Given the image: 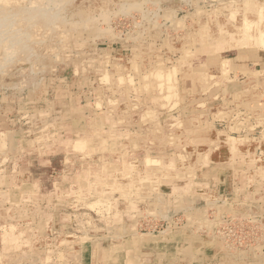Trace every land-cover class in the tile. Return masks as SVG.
<instances>
[{
  "label": "rangeland",
  "instance_id": "374dc122",
  "mask_svg": "<svg viewBox=\"0 0 264 264\" xmlns=\"http://www.w3.org/2000/svg\"><path fill=\"white\" fill-rule=\"evenodd\" d=\"M236 9L243 12L238 0L0 1V264H36L35 254L77 243L65 230L88 246L98 237L122 243L132 237L126 225L166 238L163 254L191 236L216 255L212 264H264V172L255 167L264 158L239 150L264 149V72L247 64L248 73L196 91L185 84L165 92L154 77L174 70L185 79L205 65L207 33L212 54L228 59L241 45ZM143 77L157 104L131 90ZM208 144L231 150L233 162L245 163L242 184L251 176L253 185L239 186L242 171H209ZM193 178L209 184L198 194L218 197L190 208L160 187ZM228 178L233 188L222 185ZM108 206L122 216L114 231ZM51 207L63 238L31 225L41 221L43 231Z\"/></svg>",
  "mask_w": 264,
  "mask_h": 264
},
{
  "label": "crops",
  "instance_id": "0c3cea01",
  "mask_svg": "<svg viewBox=\"0 0 264 264\" xmlns=\"http://www.w3.org/2000/svg\"><path fill=\"white\" fill-rule=\"evenodd\" d=\"M261 0H238V6L239 8L242 9V13L240 11H233L232 15L233 18L236 17V14H241L243 16L242 20V25L238 26L237 23L235 26L238 28V34L239 37L237 36V40L239 41L241 45L238 46L237 50H232L233 54L228 57V59H224V62L218 59V57L214 56L212 54L211 50V45L212 44V37L208 35H205L206 39V44H203L205 42L202 41V49L205 50V54L207 55V62L205 65L201 66L199 69H191V71L186 73L185 79L181 77H176L174 70H170L169 72H159L155 73L154 77L155 79L159 80L158 84L161 83V86L165 92H169V89H175L176 86L177 88L180 87L181 85L189 86V88L194 89L195 91L206 85L208 87H211L212 79H218L224 77L226 78H231L232 75H239L248 73L246 71L248 65H252L251 68H255L256 72H259L261 69L264 72V8L261 6ZM237 10V9H236ZM255 11L254 14H251L249 12ZM248 12V13H247ZM262 12V14H261ZM237 20V19H236ZM257 24V25H256ZM242 26V27H241ZM253 32V33H251ZM206 34V33H205ZM245 34V35H244ZM248 35V42L251 43H246V36ZM209 36V37H208ZM211 37V39H210ZM249 37H253L254 40L249 41ZM203 38V37H202ZM204 39V38H203ZM208 39L210 41H208ZM246 41V42H245ZM243 42V44H242ZM210 59V62H208ZM189 60V59H188ZM187 60V62H188ZM211 63L214 64L213 69L216 71L213 73V69H211ZM217 63V65H216ZM253 63V64H252ZM190 64V62H189ZM247 66V67H246ZM217 67V68H215ZM260 68V69H259ZM194 70V71H193ZM161 73V74H160ZM181 73V72H179ZM160 75V76H158ZM158 76V77H156ZM173 76V78H171ZM131 77V75H130ZM145 77V76H144ZM142 78L143 80L145 78ZM148 77V76H147ZM160 77V78H159ZM170 77L171 79H169ZM129 78V76H128ZM135 78V77H133ZM198 80V81H197ZM200 80V81H199ZM145 81V80H144ZM154 82V80H153ZM156 82V81H155ZM187 82V83H186ZM194 84H193V83ZM157 84V83H156ZM159 87V85H157ZM185 86V87H186ZM193 86V87H191ZM241 90L238 92H243L244 90V81L243 83H240ZM204 88V87H203ZM153 87L151 84L147 83L146 81L143 83L142 87H138V85H135L134 89H131L135 95V93L140 94V92L143 91V94L145 93L148 96V99L150 101L154 102L155 104L157 99L155 98L154 90H152ZM189 89V90H190ZM207 89V87H206ZM236 90V88L234 89ZM212 91V90H211ZM128 92H131L128 90ZM137 96V95H136ZM131 97V94L127 96V99ZM208 103V102H207ZM100 133V132H99ZM212 139V138H209ZM258 139V138H255ZM210 143V142H209ZM96 145V143H95ZM210 145L212 148L206 149V153L209 156V160L215 164V166H209V171L213 170H221L222 172H228L226 171L227 169H230L233 172L229 173H234V171H242L240 174V185H245L250 186L253 185L251 183V176H248V178L245 176L243 179H245L246 183L243 182L242 184V175L246 172L244 171L245 168V163H240L232 161V158H234V153L228 151L227 149H223L221 147H217L215 145ZM99 147V146H98ZM217 147V148H216ZM262 145L257 143L253 147H240L241 149L240 152L244 154L243 156H258L261 159L264 158V149H262ZM102 148V147H101ZM212 149V150H211ZM255 149V150H254ZM224 150V151H223ZM223 153V157L219 159V161L213 160L215 156H219V153ZM240 153H237L239 155ZM252 155V156H251ZM238 160L241 159L239 156L237 158ZM219 163V164H218ZM234 163V164H233ZM264 159L262 161H258L256 164V168L260 170L261 173L264 172ZM257 169H254V172L257 171ZM229 181L227 184H222L224 187H232L234 185V180L230 182V178H228ZM249 181V182H248ZM166 182V183H165ZM186 181H182L180 179H173L172 184L167 182L166 180L161 182V190L164 192L166 191V187H169L170 193L167 195L168 197H187L189 199V207H197L198 203L200 201H206L210 198L218 197V191L215 193L213 191H208L205 194H198V186L199 184L202 186H207L209 187L208 183L204 184L205 180L204 178L202 179H197L193 178L190 180V183L186 184ZM248 182V183H247ZM206 183V182H205ZM245 183V184H244ZM175 185V186H174ZM237 185V184H236ZM173 191V192H172ZM210 192V193H209ZM173 193V194H171ZM165 199V197L163 198ZM222 199V198H221ZM224 202V200H223ZM169 203V202H168ZM170 204V203H169ZM108 208H110L108 206ZM145 211V210H143ZM29 212V211H28ZM56 210L51 207L49 211L46 212V222L45 226H43V231L40 229V226L42 225L41 221H34L31 223L34 229H38L39 234H47L55 238L56 235L62 236V232L57 229V227L54 225V220L56 219L54 214L56 215ZM114 209L110 208V213H108L107 218H109V222L106 225V229L108 230H113L114 231V226L117 225L115 224L114 220L115 219H120L122 216L118 217V214ZM49 214V215H48ZM49 217H48V216ZM51 215V216H50ZM33 214L29 212V217H32ZM34 217V216H33ZM37 218V217H36ZM142 225L146 223L144 220V217L142 218ZM151 223V222H149ZM130 225L125 226V233L126 234H132V237L129 239H126L124 242H117L106 240L103 237H98V241L96 239L93 240L96 244L93 246H88L86 244V239L83 236H80L79 231L75 230H65V233H63L64 238H70L69 235L74 234L77 236V243L71 244L72 246L68 245L67 248H62V243L60 242L59 246H57L55 253L53 251L48 253H42L41 255L36 256L37 264H212L214 260L217 259L216 255L213 253V258H208L207 254L205 255L202 253V248L201 246L193 241L195 237H191L192 242L185 244L184 246L180 245L179 247H175L172 253H169V250L167 251L168 254H163L162 251L165 249V242L166 238H163V236H158L155 233H142V232H134V230H128ZM118 226L115 231H119ZM57 229V230H56ZM123 228H120L121 231ZM100 231V230H99ZM112 231V232H113ZM111 232V233H112ZM123 233V232H122ZM66 234H69L68 236H65ZM38 236V234H36ZM84 235V234H82ZM162 235V234H161ZM103 236V235H102ZM63 238V236L61 237ZM37 239H35L36 242ZM63 240V239H62ZM65 241V240H64ZM69 241L67 239L65 242ZM31 242H34L32 239ZM117 242V243H116ZM70 244V243H69ZM94 244V243H93ZM38 246V245H37ZM37 246L33 245L34 248H31V250H37ZM99 246V248L97 247ZM47 247V246H46ZM47 249V248H46ZM65 249V250H64ZM207 249V248H206ZM214 249L213 244L211 246V250ZM76 250V251H75ZM198 250V251H197ZM97 251V252H96ZM207 251V250H205ZM44 254V255H43ZM77 254V255H76ZM191 254V255H190ZM66 255V256H65ZM112 256V257H111ZM212 256V255H211ZM22 257V256H21ZM69 257V258H67ZM101 258V259H100ZM116 258V259H115ZM173 258V259H172ZM164 260V261H163ZM196 260V261H195ZM63 261V262H62ZM79 261V262H78ZM203 262V263H202ZM21 264V263H20ZM24 264V262H23ZM26 264V263H25ZM34 264V263H30Z\"/></svg>",
  "mask_w": 264,
  "mask_h": 264
},
{
  "label": "bare ground",
  "instance_id": "6f19581e",
  "mask_svg": "<svg viewBox=\"0 0 264 264\" xmlns=\"http://www.w3.org/2000/svg\"><path fill=\"white\" fill-rule=\"evenodd\" d=\"M0 1H8V0H0ZM238 11V10H237ZM248 13V12H247ZM252 14V13H251ZM262 14V13H261ZM236 18V17H235ZM257 25V24H256ZM1 34V33H0ZM19 35V34H18ZM232 35V34H231ZM245 35V34H244ZM2 37V36H1ZM254 40V39H253ZM9 45V44H8ZM238 47V46H237ZM11 48V47H10ZM6 50V49H5ZM9 59V58H8ZM253 64V63H252ZM198 81V80H197ZM200 81V80H199ZM187 83V82H186ZM193 83V82H192ZM194 84V83H193ZM237 84H239V83H237ZM181 87V86H180ZM240 88V87H239ZM230 89V88H229ZM33 98V97H32ZM168 98V100L170 99V97H167ZM173 98V97H172ZM94 112V111H93ZM212 113V112H211ZM150 115V114H149ZM195 118V117H194ZM200 120V119H199ZM199 120H198V122H199ZM191 122V121H190ZM165 124V123H164ZM191 124V123H190ZM91 127V126H90ZM98 128H100V127H98ZM187 128V127H186ZM192 128V127H191ZM201 129V128H200ZM199 129V130H200ZM107 130V129H106ZM184 131V130H183ZM174 133V132H173ZM172 133V134H173ZM230 134V133H229ZM65 135V134H64ZM66 136V135H65ZM70 136V135H69ZM101 136V135H100ZM102 136H104V135H102ZM170 136V135H169ZM244 137V136H243ZM51 139V138H50ZM68 139V138H67ZM66 139V140H67ZM230 139H231V137H230ZM243 139V138H242ZM65 140V139H64ZM188 140V139H187ZM216 140V139H215ZM178 142V141H177ZM189 144V143H188ZM76 145H78V144H76ZM83 145V144H82ZM180 145V144H179ZM191 146V145H190ZM195 146V145H194ZM197 146V145H196ZM217 148V147H216ZM118 149V148H117ZM184 150V149H183ZM212 150V149H211ZM255 150V149H254ZM133 151V150H132ZM196 152V151H195ZM200 153V152H199ZM238 153V152H237ZM240 153V152H239ZM197 155V154H196ZM242 155H244V154H242ZM186 156V155H185ZM202 157V156H201ZM204 157V156H203ZM186 159V158H185ZM95 160V159H94ZM191 160V159H190ZM196 160V159H195ZM92 164V163H91ZM219 164V163H218ZM207 165V164H206ZM131 166V165H130ZM94 168V167H93ZM209 168V167H208ZM183 172V171H182ZM188 172V171H187ZM145 173V172H144ZM193 173V172H192ZM189 175V174H188ZM190 177V176H189ZM234 178V177H233ZM166 183V182H165ZM248 183V182H247ZM18 184V183H17ZM255 184V183H254ZM103 204V203H102ZM102 209H104V208H102ZM105 210V209H104ZM100 213H103V212H100ZM49 215V214H48ZM47 215V216H48ZM51 216V215H50ZM55 216V215H54ZM49 217V216H48ZM120 222H122V221H120ZM26 224V223H25ZM46 225V224H45ZM44 225V226H45ZM57 230V229H56ZM65 233V232H64ZM67 235V234H66ZM65 235V236H66ZM58 238V237H57ZM61 240V239H60ZM31 242V241H30ZM13 244V243H12ZM78 244V243H77ZM76 245V244H75ZM29 246V245H28ZM51 247V246H50ZM65 250V249H64ZM76 251V250H75ZM198 251V250H197ZM97 252V251H96ZM30 255V254H29ZM44 255V254H43ZM77 255V254H76ZM191 255V254H190ZM66 256V255H65ZM112 257V256H111ZM67 258H69V257H67ZM101 259V258H100ZM116 259V258H115ZM173 259V258H172ZM25 260V259H24ZM164 261V260H163ZM196 261V260H195ZM63 262V261H62ZM79 262V261H78ZM203 263V262H202ZM257 263V262H256ZM261 263V262H260ZM37 264V263H36ZM146 264V263H145ZM227 264H228V262H227ZM242 264V263H241ZM254 264V263H253Z\"/></svg>",
  "mask_w": 264,
  "mask_h": 264
}]
</instances>
